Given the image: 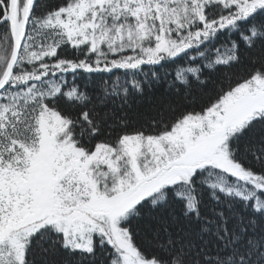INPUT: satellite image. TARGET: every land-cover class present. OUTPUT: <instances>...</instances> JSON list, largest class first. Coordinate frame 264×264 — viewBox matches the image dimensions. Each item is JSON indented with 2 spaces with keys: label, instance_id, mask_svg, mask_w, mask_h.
Masks as SVG:
<instances>
[{
  "label": "snow or ice",
  "instance_id": "6c2138e0",
  "mask_svg": "<svg viewBox=\"0 0 264 264\" xmlns=\"http://www.w3.org/2000/svg\"><path fill=\"white\" fill-rule=\"evenodd\" d=\"M0 264H264V0H0Z\"/></svg>",
  "mask_w": 264,
  "mask_h": 264
}]
</instances>
